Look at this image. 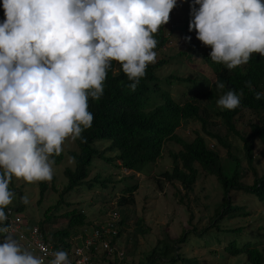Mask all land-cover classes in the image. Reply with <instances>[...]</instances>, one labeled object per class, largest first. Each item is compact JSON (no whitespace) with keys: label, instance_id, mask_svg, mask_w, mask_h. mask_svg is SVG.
<instances>
[{"label":"clouds","instance_id":"1","mask_svg":"<svg viewBox=\"0 0 264 264\" xmlns=\"http://www.w3.org/2000/svg\"><path fill=\"white\" fill-rule=\"evenodd\" d=\"M177 0H2L0 21V264H45L6 223L13 177L50 182L54 155L66 139L82 138L94 116L88 100L103 95L112 62L135 91L157 60L155 34ZM199 7H196V6ZM189 31L211 47L209 57L233 70L253 54L264 56V0H191ZM190 40L191 37H186ZM246 86L255 99L264 91ZM223 89L225 84L217 83ZM243 90L229 89L221 109L240 106ZM24 204L27 196L21 197ZM11 210L9 209V212ZM49 264H72L67 250ZM77 264L84 262L77 261Z\"/></svg>","mask_w":264,"mask_h":264},{"label":"trees","instance_id":"2","mask_svg":"<svg viewBox=\"0 0 264 264\" xmlns=\"http://www.w3.org/2000/svg\"><path fill=\"white\" fill-rule=\"evenodd\" d=\"M4 19V9L2 0H0V21ZM174 23L173 32L183 33L185 39L190 36L187 20L182 22L174 20ZM155 39L158 41L157 47L162 46L167 40L158 32L155 34ZM200 42L195 37L193 44L186 41L183 44V49L170 54L167 58H157L154 64H149L145 77L141 78L134 92L127 87L131 82L123 73L120 64L116 61L112 62V67L108 70L104 82L102 97L99 101L91 97L88 100V110L94 116L92 126L82 132V138L72 140L75 143V149L66 151L73 160V166L63 168L65 182L60 189L55 190V202L47 205L39 218L28 220L29 225L36 224L38 226L47 242L54 247L68 248L74 237L79 234L84 235V226L92 222L87 218L86 212L76 204L58 214L55 211L62 203L70 205V202L64 199L66 193L79 189L84 184L91 185L95 181L104 187L108 179H111L110 175L103 176L99 171L88 176L95 158H100L107 164L123 168L129 174H133L141 172L146 162L159 158L164 143L168 141L178 144V147L168 150L170 166L158 173L159 177H155L156 184L161 187L163 181L171 182V184H174L175 181L178 182L179 188L173 190V195L178 202L189 208L190 197H187V193L192 190L199 175V169H202L205 173L215 176L221 188L220 201L213 206L212 213L200 230L191 226L182 229L174 237L167 236L158 239L143 251L139 259L129 262L124 256L134 248L135 234H142L148 228L141 216H135L132 191L135 190L136 185L133 183L122 186L115 196L114 204L110 203L108 193H98L97 198H99L100 206L97 211L103 214L108 209H114L118 213L113 241H119L125 227L129 225V219L134 218L130 249H125L124 252L121 249L122 256L118 264H176L177 261L181 264H203L196 257H187L178 253L180 244L187 239L190 232L201 234L212 226L221 232L236 231L239 233L241 231L240 226L222 227L219 221L225 215L237 214L242 208L231 201L229 191L245 192L254 195L259 200H264V172H256L252 164V139L258 137L264 147V120L250 123L248 132L244 134L240 133L234 122L235 115L242 109L264 113V98L255 99V93L245 83L251 81L255 91H264V56L253 54L247 64L228 70L226 65L213 62L209 57L211 47L199 45ZM183 54L191 55L194 58L198 57L199 60L207 64V70L213 71V81L210 86L202 90L187 86L186 89L184 87L181 91L174 90L173 93H170L169 86H172L173 79L186 80L188 76L181 77L174 73H168L159 77L157 69L166 64L171 59L170 56L176 57ZM218 82L224 83L225 87L218 88ZM229 89H235L238 93L243 90L240 106L233 110L213 106L214 98L219 99ZM202 96L205 98L204 104L200 103ZM207 104L211 107L209 108ZM206 112L219 118L225 129L224 134L218 135L216 131L208 127ZM189 119L198 120L199 127L203 131L201 133L199 130H194L190 139H184L176 133V129L182 121ZM227 133L236 136L242 142L243 158L252 176L250 183L241 180L245 171L240 165V159L229 149L230 143L225 138ZM205 135L215 138L217 143L226 148L227 163L222 162L216 148L207 144ZM96 139L105 141L106 145L103 148L98 147L93 142ZM62 157L63 153L61 152L59 155H54L52 159L54 163H58ZM45 187V182H38L36 202L40 201ZM51 187L55 189L54 185ZM17 195L16 204L12 207L14 210L21 211L24 208V203H22L18 191ZM243 213L246 212L243 211ZM56 216H64L65 225L52 231L47 230L46 227ZM190 216L191 213L187 220L190 219ZM261 227L264 229V224ZM123 240L126 244L127 239L123 238ZM222 249L230 255L244 254L245 261L249 264H261L264 261V253L260 250L259 241L247 239L237 242L234 238H230ZM103 258L101 256V260Z\"/></svg>","mask_w":264,"mask_h":264},{"label":"rangeland","instance_id":"3","mask_svg":"<svg viewBox=\"0 0 264 264\" xmlns=\"http://www.w3.org/2000/svg\"><path fill=\"white\" fill-rule=\"evenodd\" d=\"M190 2L191 0H177L176 6L170 13L169 22L159 29L158 33L166 37L167 40L162 46L156 47L155 51L157 52V58H167L170 54L183 49V44L186 41L192 44L194 43L196 37L195 30L190 32V40L185 39L183 33L173 32L175 25L174 20L180 22L187 20L189 23L191 19ZM196 7L199 6L197 5ZM199 45H202V42H200ZM170 58L171 59H169L166 64L161 65L157 69L158 76L163 77L168 73H174L181 77L188 76L186 80L173 79L172 86H169L170 93H173L174 90L181 91L184 87L186 89L187 86L202 90L212 84L213 71L210 69L207 70V64L199 60L198 57L195 56L194 58L191 55L187 56L183 54L176 57L170 56ZM214 99L212 105L217 106L216 101L218 99ZM204 102L205 98L202 96V98H200V103L204 104ZM207 106L209 108L211 107L208 104ZM208 113L209 112H206L208 127L216 131L218 135L224 134L225 129L219 121V118ZM260 120H264V113L262 111L256 112L248 109L240 110L234 117L235 126L239 129L241 134L248 132L250 123ZM194 130H199L201 133L203 131L199 127L198 120L189 119L180 123L176 129V133L184 139H190ZM205 138L208 145L216 148L222 162L227 163L226 148L217 143L215 138L208 136ZM225 138L230 143V151L240 159V165L245 171V175L241 180L250 183L252 176L243 158L241 140L229 133L225 134ZM93 142L100 148L106 145L105 141L99 139L93 140ZM177 147L178 144L172 141L165 142L161 156L154 161L146 162L141 172H134L133 174H129V172L123 168L107 164L100 158H95L88 176L94 174L95 171H99L103 176L110 175L111 179H108L104 187L100 186L98 182L95 181L92 182L91 185L84 184L81 188L73 190L68 194L66 193L64 199L70 202V205L68 206L62 203L55 213L58 214L63 212L69 209L71 205L76 204L86 212L87 218L91 219V221L97 220L98 218L101 219L104 213L100 214L97 211L100 206L99 198H97L98 193H108V195H110V203L114 204L115 196L119 193L120 188L124 185L135 183L136 188L132 191L135 216H141L144 224H146L148 228L142 234H135L134 248L129 250V253L124 256L129 262H135L139 259L143 251L149 248L158 239L167 236L174 237L178 235L182 229H187L191 226L200 230L207 222L208 216L212 213L213 206L220 201L221 188L213 174L205 173L202 169H199V175L193 184L192 190L187 193V197H190V207L188 208L186 205L178 202L173 195V190L179 188L178 182L175 181L174 184H171V182L163 181L161 187H159L156 184L155 177L158 176L160 171L170 166V160L167 154L168 150L176 149ZM62 148L63 157L58 163H54L53 179L50 182H45L46 187L42 191L39 202L35 201L38 182L27 183L23 179L13 177L9 187L15 193V196L10 206L16 204L15 202L18 198L17 191L20 197L27 196L29 199V203L24 204L23 210L16 211L15 214L13 213V217L18 216L21 220L25 221L27 219L35 220L39 218V216H42L43 209L47 205L55 202V190L60 189L61 185L65 182L62 170L65 166H73V160L67 155L66 151L68 149H75L76 146L69 138L65 140ZM252 153V164L256 172H264V147L258 137L252 139ZM51 185H54L55 189H53ZM179 192H182V190H179ZM229 196L234 204L240 205L242 208L235 215H225L222 217L219 224L222 227L240 226L242 228L241 231L239 233L236 231L221 232L212 226L201 234L190 232L187 239L180 244L181 247L178 249V253L187 257H196L203 264H249L245 261V255L242 253L230 255L224 252L222 248L230 238H234L237 242L247 239L259 241V245L261 246L260 250L264 253V229L261 227V225L264 224V200H259L254 195L237 190L229 191ZM243 211L246 213H243ZM190 213L191 216L189 221L187 219ZM133 220L134 218L129 219V225L125 227L118 239L117 245L123 252L125 249H130V241L131 238H133ZM65 222L66 219L64 216H56L46 229L52 231L53 229L61 228L65 225ZM14 237L16 238L15 235ZM123 238L127 239L126 244H124ZM3 239V236H0V243H3ZM100 261L102 264H116V261L120 262V260L112 258L111 256L104 257L102 260L100 257ZM176 264H181V262L177 261ZM261 264H264V261Z\"/></svg>","mask_w":264,"mask_h":264},{"label":"built area","instance_id":"4","mask_svg":"<svg viewBox=\"0 0 264 264\" xmlns=\"http://www.w3.org/2000/svg\"><path fill=\"white\" fill-rule=\"evenodd\" d=\"M9 209L11 210L9 212ZM9 213L6 222L16 236V239L27 247L34 255L42 257L45 264L53 258L51 253L60 249L68 251L72 264L77 261H83L84 264H102L100 257L111 256L121 260L122 250L114 240L116 234V220L118 213L114 209H108L101 219H97L84 226V235L80 234L73 238L68 248L54 247L47 242L36 224H28V219L21 220L18 216L13 217L14 210L12 206L5 209ZM94 255H96L94 257ZM119 262L116 261V264Z\"/></svg>","mask_w":264,"mask_h":264}]
</instances>
